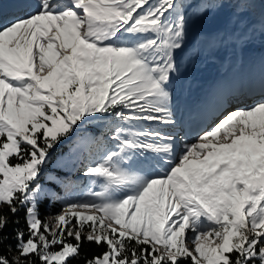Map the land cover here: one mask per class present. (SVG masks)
<instances>
[{"label":"snow or ice","instance_id":"6c2138e0","mask_svg":"<svg viewBox=\"0 0 264 264\" xmlns=\"http://www.w3.org/2000/svg\"><path fill=\"white\" fill-rule=\"evenodd\" d=\"M5 2L16 5L7 20ZM253 2L198 7L207 15ZM192 7L0 0V252L12 217L25 222L14 229L16 255L0 264H69L85 243L104 250L84 264H264V69L229 90L228 107L190 141L151 128L184 131L174 82ZM93 124L100 135L81 138L80 164L99 191L81 199L68 180L60 212L41 220V201L53 199L40 182L51 153Z\"/></svg>","mask_w":264,"mask_h":264},{"label":"rangeland","instance_id":"374dc122","mask_svg":"<svg viewBox=\"0 0 264 264\" xmlns=\"http://www.w3.org/2000/svg\"><path fill=\"white\" fill-rule=\"evenodd\" d=\"M191 2L193 7L186 13L191 18L188 42L176 56L180 67L179 78L174 82L179 94L177 118L182 121L184 129L179 133L180 136H185L190 127L195 133L209 129L213 117L224 108L220 105L223 101L221 94H226L227 90L224 94L222 91L229 86V90L245 87L250 79L259 78L264 66V59L263 62L258 61L259 57L264 58V39L262 45L253 39L240 41L242 31H246L244 26L256 16L250 8L233 9L229 6L221 9L213 6L207 15H201L204 9L198 6L207 0ZM4 8L3 13L10 10L3 14L7 20L15 12L16 5L5 2ZM221 37L224 39L221 40ZM211 95L214 97L208 99ZM210 107L212 111H209ZM151 128L167 134L165 125L153 124ZM93 135H100V130L94 124L82 125L71 137L61 140L65 142L64 145L51 155L40 177L46 193L63 199V184L68 180L77 186L78 197L81 199H90L89 188L99 191V187L92 185L90 179L83 175L80 164V158L87 155L81 138ZM191 137L185 136L189 141ZM62 206L63 203L54 214H47L45 220L51 223V218L60 212ZM188 235L190 238L191 233Z\"/></svg>","mask_w":264,"mask_h":264},{"label":"trees","instance_id":"16d2710c","mask_svg":"<svg viewBox=\"0 0 264 264\" xmlns=\"http://www.w3.org/2000/svg\"><path fill=\"white\" fill-rule=\"evenodd\" d=\"M250 9L254 13V15L256 14V16L252 18V21L249 24L246 23V27L244 26L243 29L246 31H242L243 35L241 36L240 41H243V40L245 41V39L246 41H248V39H253L254 41H257L260 38L264 39V32H262L261 30V26L262 24H264V0H254L253 6L250 7ZM64 143H65L64 141L63 142L61 141L56 146L55 150L51 153V155L57 149L61 148L64 145ZM52 197H53L52 200L44 199L40 203L39 213H40L41 220H45V216L47 214H54L58 210L59 206L62 203H64V200L58 199L56 195ZM53 200H57L58 202H53ZM23 217H24L23 212L18 213L17 216L12 217V220H18L19 223L15 224L10 221L8 226L3 230V235L8 237V239L4 241V246L0 254L7 256L10 260L13 256L16 255V252H15L16 240L12 238L14 235V229L15 228H20V229L25 228V222H24ZM26 238L27 237H25V239ZM71 242H74V241H71ZM103 250H104L103 248H98L94 244L85 243L81 246V250H80L81 256L71 259L69 261V264H84V260H83L84 257H91L92 255L102 252Z\"/></svg>","mask_w":264,"mask_h":264},{"label":"bare ground","instance_id":"6f19581e","mask_svg":"<svg viewBox=\"0 0 264 264\" xmlns=\"http://www.w3.org/2000/svg\"><path fill=\"white\" fill-rule=\"evenodd\" d=\"M4 7H3V11H4ZM13 10H15V9H13ZM8 11H10V10H8ZM8 11H6V12H4L3 14H5V13H7ZM262 40V38H260V41ZM264 58L263 57H259L258 58V61L259 62H261L262 60H263ZM263 62V61H262ZM263 69H264V66H263ZM242 82V81H241ZM248 82L249 81H247V83L245 84V87H246V85L248 84ZM231 87L229 86V87H226L223 91H222V93L224 94L225 93V91L226 92H228L229 91V89H230ZM225 95V94H224ZM224 95H222L221 94V99H223V97H224ZM214 97V96H213ZM212 97V95L208 98V99H212L213 98ZM217 101H218V99H217ZM221 101V100H220ZM213 103V102H212ZM222 107H225L227 104L226 103H224L223 101H221V104H220ZM203 106V105H202ZM241 106H244V105H241ZM226 107H228V106H226ZM213 109H211V107H210V109H209V111H212ZM174 118H177V117H174ZM179 119V118H178ZM181 119V118H180ZM166 130H165V133H167V134H172V135H177V133H180L181 131H180V126H179V124L176 126V127H169V126H166ZM195 132L193 131V128L192 127H190L189 129H188V131H187V136L188 137H190V136H193V134H194Z\"/></svg>","mask_w":264,"mask_h":264}]
</instances>
